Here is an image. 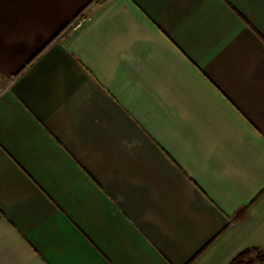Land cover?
<instances>
[{
  "label": "crops",
  "instance_id": "0c3cea01",
  "mask_svg": "<svg viewBox=\"0 0 264 264\" xmlns=\"http://www.w3.org/2000/svg\"><path fill=\"white\" fill-rule=\"evenodd\" d=\"M252 247L264 0H0V264H228Z\"/></svg>",
  "mask_w": 264,
  "mask_h": 264
},
{
  "label": "trees",
  "instance_id": "16d2710c",
  "mask_svg": "<svg viewBox=\"0 0 264 264\" xmlns=\"http://www.w3.org/2000/svg\"><path fill=\"white\" fill-rule=\"evenodd\" d=\"M255 253V257L250 258V255ZM264 261V254L256 247L246 248L239 252L228 264H256Z\"/></svg>",
  "mask_w": 264,
  "mask_h": 264
},
{
  "label": "built area",
  "instance_id": "2783aa9c",
  "mask_svg": "<svg viewBox=\"0 0 264 264\" xmlns=\"http://www.w3.org/2000/svg\"><path fill=\"white\" fill-rule=\"evenodd\" d=\"M86 18H87V17H86V15H85L84 13L79 14V15L76 17V19L74 20V22L71 24V28H72V29H77V28H79V27L82 25L83 21H84Z\"/></svg>",
  "mask_w": 264,
  "mask_h": 264
},
{
  "label": "rangeland",
  "instance_id": "374dc122",
  "mask_svg": "<svg viewBox=\"0 0 264 264\" xmlns=\"http://www.w3.org/2000/svg\"><path fill=\"white\" fill-rule=\"evenodd\" d=\"M253 257H255V253H252L251 255H250V258H253ZM257 264V263H256Z\"/></svg>",
  "mask_w": 264,
  "mask_h": 264
}]
</instances>
